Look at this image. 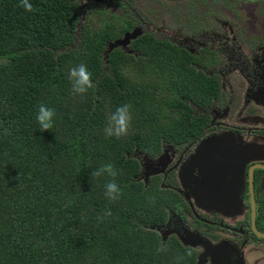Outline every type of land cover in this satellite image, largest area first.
I'll return each instance as SVG.
<instances>
[{
    "label": "trees",
    "instance_id": "obj_1",
    "mask_svg": "<svg viewBox=\"0 0 264 264\" xmlns=\"http://www.w3.org/2000/svg\"><path fill=\"white\" fill-rule=\"evenodd\" d=\"M29 3L31 12L0 0V264H177V256L196 264L189 245L163 233L169 213L181 215L179 196L170 183L137 180L133 155L156 158L199 139L208 117L193 106L216 98L218 82L150 33L129 42L136 56L119 48L105 56L130 21L95 27L91 14L80 23L77 0ZM80 64L95 86L83 97L69 79ZM41 104L55 110L50 131H40ZM122 105H130L129 133L106 138ZM106 163L117 170V201L105 196L111 177L91 176Z\"/></svg>",
    "mask_w": 264,
    "mask_h": 264
},
{
    "label": "rangeland",
    "instance_id": "obj_2",
    "mask_svg": "<svg viewBox=\"0 0 264 264\" xmlns=\"http://www.w3.org/2000/svg\"><path fill=\"white\" fill-rule=\"evenodd\" d=\"M77 1L80 5V23L89 17V14L94 20L95 27L113 20L133 23L134 27L130 33H126V37L124 34L111 44H106L103 53L105 56L115 48L128 54L134 53L136 56V52L130 50L129 42L145 32L155 34L156 36H153L159 40L171 39L173 43L188 44L193 50L204 51L211 62V73L219 78L221 87L215 101L211 100L212 105L193 106V109L198 114L212 116V128L216 130L214 131L216 134L221 129H229L236 125L241 128L239 131L241 135L246 129L245 123H248L244 119L249 117L252 109L253 111L256 108L260 109L262 112L258 111V114L264 117V109L259 108L256 101L264 98V0H130L135 7L127 9L124 8L125 0H113L112 3L110 0H101L100 3L99 0ZM94 3L98 5L95 6ZM252 20L256 21L258 31L252 32L248 27ZM79 33L80 30L76 33L77 40ZM225 38L231 44H229L231 52L228 54L220 49L221 41ZM248 96L250 98L246 104ZM250 104L252 107H249ZM200 138L201 140L196 142L198 146L191 150L193 153L185 155L183 161L181 155L188 152L187 148L183 150L164 148L163 153L156 158L145 157L135 152L133 157L141 163L137 180L145 187L156 183L157 188L162 190H169L167 185L170 183L173 192L188 193L187 191H191L196 185L197 190L198 184L203 185V182L199 183L200 171L205 161L211 160V155L213 160L228 158L222 168L213 167L208 177L204 178L203 187L207 190L208 198L203 199L199 194L197 205L200 206L199 209L202 207L205 210L221 212L228 220L234 222L243 210L235 200L238 195L235 192L240 186L232 182L231 176L240 172L239 166L244 162V158L241 159L239 155H243L241 151L247 150L249 146H234L237 147L234 150L235 155L227 152L225 140L222 143L218 140L211 144L210 137ZM228 139L229 137L226 141ZM250 156L255 159L256 155L250 153ZM219 179H222V183L218 184ZM245 184L246 182L243 183L244 187ZM169 215L172 216L171 212ZM178 216L172 217L173 231H167V234L175 235L181 242L185 238H189L187 239L189 241L194 233L191 228L193 219L186 213L187 220H181ZM208 245L209 241L205 237L197 244L202 260L198 261V264L216 259L211 250L209 251L211 255L207 254ZM260 246L264 245H258V249ZM259 253L262 254L260 251ZM261 262L264 264V257Z\"/></svg>",
    "mask_w": 264,
    "mask_h": 264
},
{
    "label": "flooded vegetation",
    "instance_id": "obj_3",
    "mask_svg": "<svg viewBox=\"0 0 264 264\" xmlns=\"http://www.w3.org/2000/svg\"><path fill=\"white\" fill-rule=\"evenodd\" d=\"M100 1L101 0H99L98 3H100ZM128 1L130 3H127ZM110 2L112 3L113 0H110ZM124 3L125 5H127H124V8L126 9L129 7H135L133 2H131L130 0H125ZM250 22L251 25L248 27L251 28V31H258L256 30V21L252 20ZM167 41H169L172 45H175L178 49H183L189 54L195 56L198 60V64H195L197 69L203 72L208 77L216 80L221 87L219 78L216 77L214 73H211V62L208 61V56L204 51L193 50L188 44L184 45L181 43V46L179 44L173 43V40L171 39H167ZM229 44L230 43L227 38L221 41L220 49L222 48L225 54L231 52V44ZM205 60H207L206 64L204 62ZM217 61H219V59ZM249 98V96L246 97V104ZM214 99L213 102L215 101ZM256 101L259 108L263 107L264 109V98ZM210 103L204 106L208 107L209 105H212V103ZM252 104H250L249 107H252ZM247 109H249V111L251 110V108ZM258 111L261 110L256 108L255 111H253L252 109L249 117L244 119L245 121H248V123L244 122L245 124H247V126L246 129L242 131L241 135H239V131L241 130V128H238L236 125L229 129H221L220 132L216 134L214 132L216 130L212 128V116L202 114L208 117V125L206 126L205 130H203L202 137H210L212 141L211 144L217 142L218 140H220V142L222 143L225 140L227 148L231 149L233 152H235L234 150L239 146H249V148L247 150L241 151L243 155H239L241 159L244 158V162L239 166L241 168L240 172H238L237 175L231 176L232 182L240 186V189L236 191L238 192V195L236 194L237 196L235 200L240 204L243 210V212L238 215L236 221L231 222L230 220H228L227 216L223 215V213L212 209L205 210L202 207L199 209L200 206L197 205V196L200 194L199 196H202L203 199L208 198L206 193L207 190L204 187H201L199 184L198 190L196 185V187L191 191H187L188 193L184 192L182 194H179L178 192H175L179 196L180 200V207H178V209L180 208V212L183 215H180L179 213H173L171 219L172 217L178 216L177 214H179L178 217L181 220H187V218L185 217V213L193 219L191 228L193 230L192 232L194 233L191 235L189 241H187V239L189 238H185V240L190 243V248L196 254V264H198V261L202 262L199 257V249L197 248L196 243H201L203 237H205L206 240L209 241L207 254H209V251L211 250V252L214 253V258L216 259L203 262L201 264H212L210 262H213L215 264H262L261 260L264 257V246H260V249H258L257 246L261 244L264 245V117H261L258 114ZM255 115L259 118L255 117ZM229 131L230 133L228 134L227 132ZM228 137L229 139L228 141H226ZM197 140L199 141L201 140V138ZM197 140L191 144L183 146V148H177L179 150H183L185 148L188 149V152L186 151L181 155L182 161L184 160L185 155H187L188 153H193L191 150L198 146L196 143ZM234 146L237 147L234 148ZM250 153H255V159L251 158ZM226 160H228V158H226L225 161ZM179 165L180 164H178V166ZM251 169L252 171L250 172ZM244 182H246L245 187L243 186ZM220 183H222V179ZM193 184L195 185L194 182ZM250 185L252 186L251 188L253 198H251L250 196ZM252 202L255 211V220L253 223L251 219ZM183 211H185V213ZM171 219H168L167 223L163 226V229H165V232L163 233L165 235H168L167 231H173V224ZM259 251L262 252V254L259 253ZM244 261L246 263H243Z\"/></svg>",
    "mask_w": 264,
    "mask_h": 264
},
{
    "label": "clouds",
    "instance_id": "obj_4",
    "mask_svg": "<svg viewBox=\"0 0 264 264\" xmlns=\"http://www.w3.org/2000/svg\"><path fill=\"white\" fill-rule=\"evenodd\" d=\"M21 4L26 11L31 12L33 10L29 0H21ZM69 79L72 82V91L80 96H84L90 89L95 86L92 82L91 73L88 71L86 65L80 64L70 69ZM56 116L55 110L46 107L41 104L38 109L36 116L37 122L40 126V131H50L54 127V117ZM132 116L130 113V105H122L117 107L108 117V122L104 128V134L106 138L115 137L120 139L121 137L127 136L131 128ZM6 134H7V130ZM107 175L112 179L105 184V196L109 201H117L121 196V190L119 185L115 182L117 176V170L112 163L103 164L101 167L91 173L92 178H99ZM150 202H154V198H149ZM106 216H111L110 210L105 211ZM101 218L98 217V220ZM191 255V252L187 253ZM184 259L183 256H177L176 262H180Z\"/></svg>",
    "mask_w": 264,
    "mask_h": 264
},
{
    "label": "water",
    "instance_id": "obj_5",
    "mask_svg": "<svg viewBox=\"0 0 264 264\" xmlns=\"http://www.w3.org/2000/svg\"><path fill=\"white\" fill-rule=\"evenodd\" d=\"M126 35L127 34H125L124 37H126ZM227 152H229V154L235 153V152H233L229 148H228ZM235 155H236V153H235ZM212 158H213V156L211 155V160L205 161V163L202 165L203 168H202V171H200L201 179H200V182L199 183H202L203 182V185H204V181H205L204 178L205 177H208V175L210 174V171H211V169L213 167L218 166V167L222 168L225 165V159L226 158H221L222 161L221 160H213ZM258 167H260V166H258ZM251 171H252V169L250 170V172ZM250 175H251V173H250ZM220 181H221V179H219L218 183H220ZM203 185L201 187H203ZM251 187L252 186L250 185V188ZM235 193L238 194V192H235ZM250 196H251V198H253L252 188L250 189ZM251 219H252V223H253L254 220H255V211H254V208H253V202H252V217H251ZM182 243L184 245H188V244L190 245V243H188L186 240L182 241ZM196 244H198V242Z\"/></svg>",
    "mask_w": 264,
    "mask_h": 264
}]
</instances>
